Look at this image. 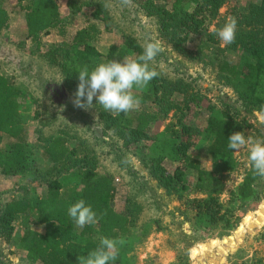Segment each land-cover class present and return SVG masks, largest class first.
<instances>
[{
	"label": "trees",
	"instance_id": "trees-1",
	"mask_svg": "<svg viewBox=\"0 0 264 264\" xmlns=\"http://www.w3.org/2000/svg\"><path fill=\"white\" fill-rule=\"evenodd\" d=\"M128 1L138 14L155 23L157 36L171 51L198 63L203 58L201 51L188 50L182 44L191 36L205 37L209 20L228 0ZM86 4L82 0H66V15L71 18L82 14ZM11 5L23 17L20 40H29L35 51L40 47V35L55 31L61 38L48 45L39 57L56 71L62 87L73 97L79 83L78 72L83 66L91 70L110 60L136 59L143 50L135 37L125 34L103 51L98 50L95 41L100 31L96 22L107 32L112 28L101 5L93 8L91 21H85L70 39L65 38L69 18L60 15L57 0H11ZM230 16L237 20L235 42L223 49L217 47L219 58L215 59L214 70L222 86L231 89V103L217 99V104H212L188 76L174 71V76L169 78L150 65L158 76L147 87L133 89V94L141 100L139 109L118 116L103 111L99 105L92 109L103 129L124 148L145 144L141 160L145 161L148 177L167 195L182 200L185 211L191 214L192 227L201 229L202 237L216 228L218 235L233 229L239 221L238 214L251 210L264 188V178L253 175L247 167V157L240 163L227 147L233 133L243 132L246 138L253 136L254 128L242 111L264 112L261 110L264 105V0H250L244 9L231 11ZM7 20V11L0 6V32L8 27ZM32 102L29 93L14 85L9 75L0 73V142L3 136L10 140L0 146L1 174L13 175L27 167L22 111ZM195 110L203 116L200 127L188 120ZM169 112L174 123L161 131L152 129ZM33 118H37L35 111ZM66 139L65 135L57 134L41 140L40 152L47 165L39 173L44 185L42 193L39 196L24 193L0 205V239L11 238L16 219L28 225L35 217L44 231L26 245L24 257L28 264H79L77 257L87 256L99 245L101 237L125 241L123 245L117 244L118 256L109 264H136L134 247L149 235L154 222L139 226L133 233L132 207L122 211L114 209L113 176L96 172L94 153L83 140H76L70 147ZM208 160L215 162L214 168L204 166ZM163 162L178 165L166 171ZM244 164L240 180L227 190V177ZM74 170L77 173L70 175ZM38 172L33 170L35 175ZM60 178L61 181L69 179L74 186L64 196ZM223 194L226 197L222 200ZM81 199L98 217L106 213L98 223L86 225L82 230L67 216V208ZM177 251L172 264H188L186 252ZM240 264H264V259L253 258Z\"/></svg>",
	"mask_w": 264,
	"mask_h": 264
},
{
	"label": "rangeland",
	"instance_id": "rangeland-1",
	"mask_svg": "<svg viewBox=\"0 0 264 264\" xmlns=\"http://www.w3.org/2000/svg\"><path fill=\"white\" fill-rule=\"evenodd\" d=\"M65 1L57 0L60 15L69 18L70 22V25L66 26L65 38L70 39L74 31L83 26L85 21H91L90 12L95 6L101 5L112 28L107 32L96 22L100 31L95 41L98 50L103 51L110 43L120 40L121 34L135 37L142 46L148 42H158L162 50L155 60L150 62L157 71L169 78L174 76V71L179 75L188 76L189 80L194 81L196 89L212 104H217V99L232 102L231 89L222 86L214 70L215 59L219 58L217 47L220 49L227 47L221 46V42L214 35V29L221 28L230 17L231 11L244 9L250 0H228L209 20L205 37L191 36L182 44L188 50L201 51L203 58L198 63L183 59L171 51L157 36L155 23L138 14L132 2L128 0H82L83 3H88L83 7L82 14H76L71 18L66 15ZM0 6L4 7L8 14V27L0 32V73L9 75L13 84L29 93L34 100L28 107L24 106L22 111L26 125L24 139L28 164L25 170L13 175L0 173V205L24 193L41 195L44 185L39 180V173L47 167L46 160L40 152L41 140L62 134L67 137L66 143L70 147L76 140H83L94 153L96 172L113 176L114 209L122 211L125 207H132L133 233L139 226L154 222L150 226L149 235L141 244L134 247L136 264H172L177 250L186 252L188 264H240L253 258L264 259V218L259 227L250 229H247L243 222L246 215L257 218L256 212L263 213L264 188L257 204L251 210L238 214L239 221L233 229L218 235L219 229L216 228L210 235L202 237L203 231L192 227L191 214L185 211L182 200L167 195L148 177L145 161L141 160L144 157L145 144L124 148L120 141L103 129L92 109L74 107L72 103L74 97L64 90L56 71L39 57L48 45L61 40L55 31L40 35V47L35 51L29 40L23 42L20 40V29L23 27L21 12H17L11 5V0H0ZM34 111L37 113L36 119L33 118ZM242 114L254 128L253 136L250 138L264 139V112L250 109L242 111ZM188 120L200 127L203 116L195 110L189 115ZM172 123L173 114L169 112L155 122L152 129L161 131ZM247 134H250L249 130ZM8 142L10 140L3 136L0 146ZM233 155L243 163L248 156V148L233 151ZM175 165L178 163L163 162L166 171H172ZM214 165L213 160L204 163L207 169L214 168ZM244 166L245 164L227 177V190L232 189L240 180ZM34 169H38L37 175L33 173ZM75 173L77 170L70 175ZM69 182V179L61 181L63 196L67 195L70 189H74ZM225 197L226 194H223L220 199L223 200ZM33 219L28 225H23L20 218L16 219L13 222L11 238L8 241L0 239V264H28L24 257L26 245L44 231V226L37 223L35 217ZM240 226L242 231L237 233ZM228 238L233 239L232 246L222 244V240L227 242ZM211 241H215V246L195 257L191 255V249L195 245H207ZM217 244L224 248L223 253L217 249Z\"/></svg>",
	"mask_w": 264,
	"mask_h": 264
},
{
	"label": "clouds",
	"instance_id": "clouds-1",
	"mask_svg": "<svg viewBox=\"0 0 264 264\" xmlns=\"http://www.w3.org/2000/svg\"><path fill=\"white\" fill-rule=\"evenodd\" d=\"M236 30L237 20L230 16L221 28L214 29V35L221 46H228L235 42ZM161 50L158 42H148L136 59L125 58L122 62L110 60L91 70L87 65L83 66L78 72L79 83L72 100L74 107L89 110L99 105L103 111L113 116L139 109L141 100L133 94V89L147 87L158 76L157 71L150 68V62L155 60ZM261 110H264V105ZM227 147L232 151L247 147V167L254 176L264 178V139L252 140L246 138L243 132H236L229 136ZM104 214L106 213L98 217L83 199L67 208V216L81 230L86 225L98 223ZM124 243L123 239L101 237L99 245L87 256L77 257L79 264H109V261H115L118 256L117 244Z\"/></svg>",
	"mask_w": 264,
	"mask_h": 264
},
{
	"label": "bare ground",
	"instance_id": "bare-ground-1",
	"mask_svg": "<svg viewBox=\"0 0 264 264\" xmlns=\"http://www.w3.org/2000/svg\"><path fill=\"white\" fill-rule=\"evenodd\" d=\"M262 210H263V213L261 212H256L257 214V218L255 217H250L248 215H246L244 218H243V222L245 224V226L247 227V229L249 228H252V227H259L262 223V219L264 218V207H262ZM251 218V219H250ZM251 221V222H250ZM240 231H242V226H240L238 229H237V233H239ZM222 244H229V246H232L233 245V239L232 238H228V241L226 242V240H222ZM215 246V241H211L210 244H198V245H195L192 249H191V255L193 257L199 255V254H202L204 253L205 251L208 250V248L210 247H213ZM217 246V249L220 251V252H224V248H222V246L220 245H216ZM194 264V263H193ZM197 264V263H196Z\"/></svg>",
	"mask_w": 264,
	"mask_h": 264
}]
</instances>
